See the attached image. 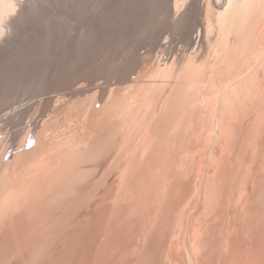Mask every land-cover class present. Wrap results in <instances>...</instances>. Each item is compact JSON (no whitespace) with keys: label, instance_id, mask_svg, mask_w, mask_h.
I'll list each match as a JSON object with an SVG mask.
<instances>
[{"label":"rangeland","instance_id":"374dc122","mask_svg":"<svg viewBox=\"0 0 264 264\" xmlns=\"http://www.w3.org/2000/svg\"><path fill=\"white\" fill-rule=\"evenodd\" d=\"M224 1L0 3V264H264V0Z\"/></svg>","mask_w":264,"mask_h":264},{"label":"bare ground","instance_id":"6f19581e","mask_svg":"<svg viewBox=\"0 0 264 264\" xmlns=\"http://www.w3.org/2000/svg\"><path fill=\"white\" fill-rule=\"evenodd\" d=\"M183 1H185V0H183ZM232 0H225L224 2V4H227L228 2H231ZM14 2H18V3H20V0H6V1H4V0H0V3H4V5L6 6V7H9V6H11L12 4H14ZM175 2V1H174ZM234 2H235V0H234ZM176 3V2H175ZM21 4V3H20ZM177 5V4H176ZM155 6V5H154ZM182 9V8H181ZM223 11H225V10H223ZM151 12V11H150ZM207 12H209V11H207ZM212 23V22H211ZM207 24H209V23H207ZM217 26V25H216ZM210 25H209V29H210ZM212 28V27H211ZM214 28H215V25H214ZM213 29V28H212ZM211 29V30H212ZM208 30V29H207ZM217 30V29H216ZM219 30V29H218ZM132 31V30H131ZM210 31V30H209ZM216 32V31H215ZM216 33H218V31L216 32ZM132 34V33H131ZM208 34V33H207ZM217 36V35H216ZM208 37V36H207ZM208 38H210V37H208ZM200 38L198 37V40H197V42L199 41L200 42V40H199ZM215 40V39H214ZM121 41V40H120ZM123 41V40H122ZM208 41V40H207ZM219 41V40H218ZM103 44V43H102ZM123 44V43H122ZM198 44V43H197ZM210 44V43H209ZM211 44H212V42H211ZM210 44V45H211ZM198 47V46H197ZM197 49V48H196ZM169 50V49H168ZM167 50V52L169 53V51ZM166 52V51H165ZM166 56V55H165ZM92 57H95V55H89V56H87V55H85L84 57H81V58H79V60H77V62H79V64H78V66L81 64V63H83L84 61L86 62V61H89L90 59H92ZM86 64V63H85ZM84 64V65H85ZM14 66V65H13ZM83 66V65H82ZM66 76V75H65ZM65 76L63 77V79L65 78ZM62 80V79H61Z\"/></svg>","mask_w":264,"mask_h":264}]
</instances>
